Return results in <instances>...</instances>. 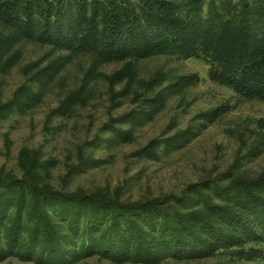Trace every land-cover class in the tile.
Masks as SVG:
<instances>
[{
    "label": "trees",
    "instance_id": "1",
    "mask_svg": "<svg viewBox=\"0 0 264 264\" xmlns=\"http://www.w3.org/2000/svg\"><path fill=\"white\" fill-rule=\"evenodd\" d=\"M26 44L46 47L53 60L21 67L24 82L4 101L0 95V121L34 109L69 59L86 57L91 65L76 87L74 82L58 93L51 117L88 105L97 65L122 64L100 77L110 106L131 95L137 109L106 125L97 148L132 141L135 128L177 92L175 85L136 80L134 64L156 56L198 59L211 81L241 100L264 103V0H0V76L18 64ZM218 116L219 109L199 117L208 123ZM175 126L169 123L135 156L160 161L184 148L196 128ZM78 152L80 166L95 163L92 153ZM55 165L39 151L22 149L17 173L0 168V264H77L88 258L109 264H264V167L251 177L230 168L177 193L132 199L119 188L72 190L67 178L56 186Z\"/></svg>",
    "mask_w": 264,
    "mask_h": 264
},
{
    "label": "rangeland",
    "instance_id": "2",
    "mask_svg": "<svg viewBox=\"0 0 264 264\" xmlns=\"http://www.w3.org/2000/svg\"><path fill=\"white\" fill-rule=\"evenodd\" d=\"M47 53L46 47L34 44L23 47L18 64L8 74L0 76L2 101L24 82L21 67L35 61L45 67L53 60ZM90 65L86 57L69 59L63 64V71L49 82V92H45L34 109L23 114L13 113L0 121V168L17 173L15 165L19 151L35 150L40 152L43 160L56 162L51 169L56 186L60 185L61 179L67 178V186L72 190L78 187L119 188L125 197L137 199L147 194L177 193L187 184L214 178L230 168L236 172L244 171L251 177L264 167V103L241 100L232 90L211 81L207 66L200 60L172 55L156 56L134 64L136 80L154 79L159 87L175 85L177 92L172 98L151 120H144L135 128L132 141L125 139L109 146L94 147L96 140L106 139L105 126L135 112L137 103L129 95L121 105L115 101L110 106L108 85L100 75L110 76L121 69L122 64L97 65L95 93L88 105L75 108L68 116L51 117V111L57 106L58 93L70 90L74 82L76 87ZM90 86L93 89V81ZM119 90L116 86L115 91ZM218 109L223 116L211 122H203L199 117ZM48 113L49 121L45 125ZM171 122H176L174 131L196 128L192 140L160 161L137 158L135 153L165 133ZM78 151L82 157L84 153H92L95 163L80 166ZM2 264L22 263L10 260ZM77 264L109 263L88 258ZM162 264L219 263L210 259Z\"/></svg>",
    "mask_w": 264,
    "mask_h": 264
}]
</instances>
